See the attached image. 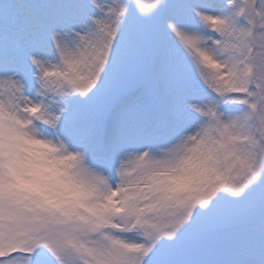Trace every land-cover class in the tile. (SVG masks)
<instances>
[{
    "label": "snow or ice",
    "instance_id": "6c2138e0",
    "mask_svg": "<svg viewBox=\"0 0 264 264\" xmlns=\"http://www.w3.org/2000/svg\"><path fill=\"white\" fill-rule=\"evenodd\" d=\"M0 264H264V0H0Z\"/></svg>",
    "mask_w": 264,
    "mask_h": 264
},
{
    "label": "clouds",
    "instance_id": "9594fccd",
    "mask_svg": "<svg viewBox=\"0 0 264 264\" xmlns=\"http://www.w3.org/2000/svg\"><path fill=\"white\" fill-rule=\"evenodd\" d=\"M47 150L39 145L23 143L21 145V155L32 160L34 164L40 165L37 168L38 175L34 177L40 184L45 186H54L59 180V176L55 171H48L51 166L45 163L43 160L38 158V154H42Z\"/></svg>",
    "mask_w": 264,
    "mask_h": 264
}]
</instances>
